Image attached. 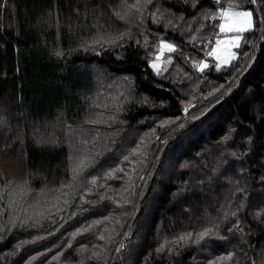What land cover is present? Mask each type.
<instances>
[{"label": "trees", "instance_id": "trees-1", "mask_svg": "<svg viewBox=\"0 0 264 264\" xmlns=\"http://www.w3.org/2000/svg\"><path fill=\"white\" fill-rule=\"evenodd\" d=\"M159 2L176 17L183 13L185 20L174 19V27H166V21L156 24L149 16L143 28L150 32L131 26L134 38L126 40L123 47L105 48L100 54L80 49L58 59L52 55L57 41L66 52L76 48L81 38L96 34L92 27L95 23L103 25L102 30L113 32L129 27L112 12L114 7L119 10L120 0H0V103L7 109V114L0 112V116L9 121V127H0V186L5 177L19 181L27 178L29 172L34 173L31 187L37 191L45 184L57 188L61 181L68 182L70 175L66 176L65 170L70 155L69 125L84 130L85 135L78 136L77 142L100 136L95 151H104L105 155L98 157L96 168L88 170L89 176H99L109 167H116L134 148L138 153L146 152V156L133 154L130 161L135 163L124 162L125 172L118 174L120 179L107 181L108 188L103 179L91 193L81 192L78 186L69 206L55 212L53 218L63 227L53 236L47 234L48 219L38 228L10 235L6 246H0V264H16L20 256L6 254L18 240H32L36 236L43 239L24 246L28 251L23 254L21 250L20 264L46 248L51 249L47 254L51 260L71 238L70 233L95 220L101 223L93 231L77 236L72 248L52 264H78L80 254L75 249L80 245L88 246L87 256H91L93 245L108 249L104 259H89L85 264H207V260L228 251L234 252L232 260L221 264H247L245 253L251 256L252 245L259 249L264 244V217L259 221L254 218L255 205L264 200L260 191L264 186L259 182L264 175V119H258L264 105V42L260 32L247 37L257 44L250 64L247 57L240 55L230 66L217 69L212 65L201 73L191 61L206 58V41L215 38L211 25L218 24V19L212 21L209 12L205 21L198 15L199 10L190 6L191 0L188 5L183 0ZM212 3L213 0H205V6L214 11ZM222 3L227 6V0ZM242 3L259 14L260 0L251 5L249 0ZM57 13L59 34L55 26ZM200 23L205 25L203 29ZM77 25L82 27L77 29ZM69 27L74 31L70 33ZM145 35L151 45L148 48L143 47ZM160 39L177 44L183 55L171 54L173 62L168 71L157 76L148 60L158 51ZM242 52L251 53V45L244 46ZM228 87H232L231 92H225ZM213 88L219 91L209 95ZM85 94L89 96L87 102ZM143 96L148 97V104L140 103ZM189 102L194 107L185 115L183 107ZM119 107L123 110L118 111ZM113 115L117 117L114 121L110 119ZM175 117L180 119L173 125L159 126V121ZM89 118L104 122L89 124ZM181 123L182 129L178 127ZM153 128L155 135L146 136ZM230 129L232 139L220 142ZM249 135L253 143L248 157L236 160L227 156L228 148L244 151ZM185 164L189 166L184 167ZM241 167L251 176L240 173ZM225 176L238 180L242 187L247 185L249 193L246 206L227 220H223L225 213L236 211L245 198L241 193L232 197L234 188ZM129 178L135 183L131 204L121 207L112 200L100 199L101 195L121 199L120 192L127 187ZM80 208L85 211L80 212ZM73 212L78 214L72 216ZM108 216L112 219H103ZM6 220V216H0V222ZM213 220L220 223L221 236L227 239L190 244L179 255L157 254L156 249L165 238L171 240L183 232H198L210 227L209 221ZM237 220L247 234L243 240L239 233L232 235L226 231ZM126 232L131 235L125 236ZM101 233H111V242L101 241ZM120 243L126 246L117 253L115 249Z\"/></svg>", "mask_w": 264, "mask_h": 264}, {"label": "snow or ice", "instance_id": "snow-or-ice-1", "mask_svg": "<svg viewBox=\"0 0 264 264\" xmlns=\"http://www.w3.org/2000/svg\"><path fill=\"white\" fill-rule=\"evenodd\" d=\"M185 5L189 4V0H183ZM257 0H249V5L256 4ZM190 6L193 9H198V15L202 16L205 21L209 19V12H211V20L217 21L218 24H212L211 28L213 34L215 35L214 41L209 39L206 42L209 45V50L204 52L205 59L191 61L193 67H195L199 72L203 73L205 69L210 67L208 57L213 58L212 63L215 68L219 69L222 66H230L234 60H238L240 55L248 58L249 64L251 60L255 57L252 53L255 52L257 44L253 40H249L247 37L249 34L255 35L257 30L260 32L261 41L264 42V0H260L259 4V14L255 13V10L250 6H244L242 0L240 3L236 0H227V6L225 7L222 3V0H213L212 8L214 11L205 6V0H191ZM117 8H112L113 15L118 18L119 21L124 22L129 25L123 31L113 32L110 30H102L104 26L95 23L92 25L95 28L96 34L89 37L88 39L81 38L76 48H71L65 51L62 47L59 46V41H57V46L53 48L52 55L58 59H62L66 55H70L72 52L79 51L84 49L85 51H92L94 53L100 54L105 48L112 49L114 47H123L126 40H132L133 32L132 27L135 26L139 31H149L143 28L144 21L150 16L154 23L160 24L162 21H166V27H174L173 20L180 19L185 20V16L181 13L178 17L172 12L171 9L163 8V5L160 4L159 0H133L132 3H129V0H120ZM77 15H80L79 9L75 10ZM87 11V9H86ZM196 19V16L192 17ZM51 20L52 17H49ZM98 19V18H96ZM56 29L59 34L60 22L59 16L57 13L56 17ZM82 27L77 25V29ZM205 25L200 23V28L203 29ZM218 28V31L216 29ZM74 29L69 27V32H73ZM195 40V37H192ZM136 43L139 45L140 41L136 40ZM246 45H251L250 52H242V49ZM151 45L148 43V36L144 37L143 47L148 48ZM158 52L156 53L155 59H149L148 63L151 69L154 70L157 76H162L164 72L168 71V68L161 67V58L165 52L174 54L176 52L182 51L179 49V46L173 42H170L166 39H160L158 42ZM173 62L171 55L168 57V64ZM19 70V69H17ZM246 70V69H245ZM187 76V73L184 74ZM5 79L6 74H5ZM128 80L127 77L124 78ZM223 88V85L220 86ZM219 89L213 88L212 92L209 95H212L213 92H218ZM232 87L225 89V92H231ZM223 96V93H221ZM17 103L20 102V97L17 95ZM89 96L85 94L84 100L87 102ZM140 103L148 104L149 99L146 96L140 98ZM183 103V102H181ZM154 106V105H153ZM106 107V105H105ZM194 107L190 102L185 103L183 107V113L187 115L190 108ZM118 111L123 110L122 107L117 109ZM0 112L7 114V109L4 108L3 104L0 103ZM203 111L201 115H203ZM111 120H116L117 117L113 115ZM180 117L167 118L165 120L159 121L160 127H167L173 125ZM193 119L197 117L193 116ZM258 119H264V105L261 106L259 110ZM104 121L94 118H89L87 123L96 124L102 123ZM0 127L7 128L9 127V121L6 116H0ZM179 128H184V124L181 123L178 125ZM175 131V129H172ZM233 130H229V133L224 135L221 138L220 142L227 143L232 139L231 133ZM156 129H150L149 133L145 135H155ZM171 134V133H169ZM85 135L84 130L81 128H75L71 125L68 126V147L70 149V155L68 156V167L65 170V175H70V180L68 182L61 181L59 187L49 188L46 184L41 189L34 190L31 187V179L34 176V173L29 172L28 177L21 179L19 181L15 179H7L5 177L4 183L0 186V216H6L7 220L0 222V246H6V242L9 239L10 235H15L18 232H27L29 228H38L42 225V221L48 219L50 221V227L47 230L49 236H53L56 232L60 231V228L63 227V224L59 220L54 219L55 212H61L65 206H69L70 200L72 199V193L76 192L79 186V190L85 193H91L95 189L99 188V180L103 179L105 181L104 187L108 188L109 185L107 181L120 179L119 173L125 172L124 162L135 163V161H130V157L133 154L146 156V152L138 153L137 149H132L128 155L123 156V159L120 164L116 167H109L106 171L102 172V175H88L89 169H94L99 164L98 157L104 156V151L96 152V142L100 140L99 134L94 135L91 140L80 139L77 142V137H83ZM156 140H159V137H155ZM144 141V137H141V142ZM21 143L23 140L21 139ZM163 143H167V140H164ZM245 143L247 147L244 151H240L239 148H228L226 149L227 156L235 158L236 160H242L249 156L252 151L253 137L251 135L245 138ZM90 145V146H89ZM139 147V146H138ZM224 154L222 153V156ZM224 164H227V159L223 160ZM188 164H185L184 167H188ZM240 173H247L250 177L251 173L244 169L243 167L239 168ZM213 172H218V169H213ZM136 168H132V175H135ZM142 180L143 177H140ZM225 179L233 185L234 190L232 191V197L235 198L236 193H241L245 199H241L239 204L236 206V211L231 213H225L223 220H227L228 216L231 215L235 217L237 212L246 206V198L248 197V187L240 186L238 180L234 181L231 176H225ZM259 182L264 186V175L259 177ZM187 183V182H185ZM90 185V186H89ZM261 193L264 194V187L261 188ZM135 192V183L129 178L128 185L120 192L121 199H116L115 197H106L104 195L100 196L101 200L108 199L114 201L115 204L123 207L124 204L132 203V195ZM7 196V203H4V197ZM82 200L85 199L84 196L80 197ZM27 204V207H24L23 204ZM229 204L231 200L228 201ZM90 204L96 203V201H88ZM223 207V205H222ZM37 208H42L45 210L37 211ZM52 210H55L54 212ZM80 212L85 211V209L80 208ZM78 213L73 212L71 215L76 216ZM261 217H264V200L261 203L255 205L254 218L260 220ZM61 219H63L61 217ZM104 220L112 219L111 216L104 217ZM101 220H95L87 225H82L79 229L69 234L71 237L66 244L61 245V250L57 251L55 255L51 256V260H48L47 254L51 252V249L46 248L43 252H36L35 255L30 256L27 260L24 261V264H34L36 261H40V264H52L53 261H58L65 252L73 246V240L80 236L83 233L93 231L95 225H99ZM119 223V222H118ZM210 227H204L198 232H183L172 237L171 240L165 238L163 243H161L157 249V254L165 253L169 255H179L180 250L188 247L190 244L199 245L206 240L214 239H227V237L221 236L220 223H216L214 220L209 221ZM55 226V227H53ZM122 226V225H121ZM107 231V230H106ZM226 231L229 234L235 235L236 233L240 234V239L243 240L245 235L244 228L241 226V221L237 220L236 223L232 224L231 227L226 228ZM114 232V228H113ZM111 233L108 236H105L103 233L100 234L99 239L101 241L111 242ZM125 236H130V232L124 233ZM43 239V237L36 236L32 240H18L17 243L13 246V249L6 255L11 256H20V259L16 261V264H20V260L23 259L21 255V250H24L23 254H27L28 249L25 245L33 244L36 241ZM78 242V241H77ZM171 244V247H169ZM124 243H120L119 247L115 249L117 253L121 252L125 248ZM56 247V245H53ZM99 247L100 250H95ZM91 256L85 255L89 252L87 245H80L79 248L75 249L76 252L80 254V260L78 264H85L89 259L102 260L105 257L106 252L108 251L106 246H97L93 245ZM252 255L247 256L245 253L247 264H264V244H262L259 249L255 245L251 246ZM234 256L233 251H228L224 255L215 257L214 259L207 260V264H221L223 261H231Z\"/></svg>", "mask_w": 264, "mask_h": 264}, {"label": "rangeland", "instance_id": "rangeland-1", "mask_svg": "<svg viewBox=\"0 0 264 264\" xmlns=\"http://www.w3.org/2000/svg\"><path fill=\"white\" fill-rule=\"evenodd\" d=\"M170 42H171V41H170ZM207 49L209 50V48H207ZM157 52H158V51H157ZM157 52H156V53H157ZM169 55H171V54H170V53H167V52H165V53L163 54V56H162V58H161V67H162V68L166 66V67L169 69V67H170V65H171V64H168V63H167ZM155 57H156V54H155V56L153 57V59H155ZM207 59L209 60L210 66L214 65V64L212 63L213 58L208 57ZM234 61H235V60H234ZM232 63H233V62H232ZM222 67H224V66H222Z\"/></svg>", "mask_w": 264, "mask_h": 264}, {"label": "built area", "instance_id": "built-area-1", "mask_svg": "<svg viewBox=\"0 0 264 264\" xmlns=\"http://www.w3.org/2000/svg\"><path fill=\"white\" fill-rule=\"evenodd\" d=\"M214 39H215V38H213L212 40L214 41ZM207 48H209V45H208V43H207Z\"/></svg>", "mask_w": 264, "mask_h": 264}]
</instances>
